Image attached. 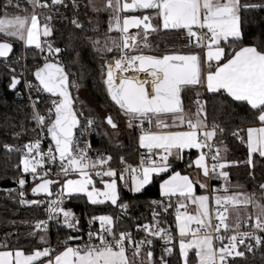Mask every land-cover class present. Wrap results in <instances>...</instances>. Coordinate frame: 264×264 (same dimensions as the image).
Returning <instances> with one entry per match:
<instances>
[{
    "label": "snow or ice",
    "instance_id": "obj_1",
    "mask_svg": "<svg viewBox=\"0 0 264 264\" xmlns=\"http://www.w3.org/2000/svg\"><path fill=\"white\" fill-rule=\"evenodd\" d=\"M82 6L108 14L103 39L95 26L90 29L93 35L84 34L89 29L75 14ZM61 8L74 13L69 22L80 35L72 36L69 46L81 76L88 74V68L72 40L90 46L93 61L99 64L110 103L102 116L75 107L70 88H79V81L69 80L68 66L60 59L65 49L54 46L51 39L52 21ZM0 9V67L7 89L26 99L27 109L18 124L4 117L14 142L0 141V149L18 154L13 168L20 174L13 177L15 187L0 192L22 207H43L46 214L32 222H7L13 229L29 228V235L38 236V245L27 252L11 247L9 238L19 233L6 232L0 243V264H172L173 256L176 264H234L235 258L264 249V183L256 186L258 192L233 190L240 186L231 184L228 169L241 162L222 155L229 150L225 140L233 139L246 145L245 163L250 169L254 154L264 158V15H253L264 13V0H100L99 4L88 0L86 5L80 0H6ZM138 11L144 14H135ZM253 23L260 36L246 42L245 28ZM133 28L137 32L130 34ZM163 30L186 33L184 49L145 54V49L150 50L149 34ZM15 42L35 53L31 68L27 57L15 54ZM130 70L136 78L126 75ZM140 73L143 79L138 78ZM20 85L22 92L16 91ZM208 94L223 98L214 106L220 116H213L211 123L209 101L201 98ZM186 100L189 108L195 106L194 112L185 111ZM233 105L246 106L250 126H233L238 115ZM113 107L126 119L124 130L131 134L138 160L129 162L120 154L121 130L111 114ZM16 111L19 115L22 110ZM27 123L35 126L29 129ZM29 132L35 138L15 143ZM92 134L106 142L95 155H90L94 150L86 138ZM45 138L47 149L41 147ZM185 150H195L187 167L194 165L198 178L173 170L175 161L185 159ZM53 167L55 178H50ZM161 174L160 199L149 202L151 220L136 222L122 189L142 193ZM25 175L33 181L30 193L35 198H27ZM213 179L218 184H210ZM197 185L201 194L195 191ZM72 198L85 199L86 206L93 208L109 207L115 214L85 213L87 239L81 242L80 217L64 206ZM190 205L194 211H189ZM173 207L175 236L161 219ZM125 219L134 221L135 236L131 229L118 230ZM52 224L70 233L55 247L48 238ZM156 241L163 242L158 256Z\"/></svg>",
    "mask_w": 264,
    "mask_h": 264
},
{
    "label": "trees",
    "instance_id": "obj_2",
    "mask_svg": "<svg viewBox=\"0 0 264 264\" xmlns=\"http://www.w3.org/2000/svg\"><path fill=\"white\" fill-rule=\"evenodd\" d=\"M4 2H6V0H0V3ZM23 2L24 0H22V3ZM13 3L15 2L13 1ZM80 3L81 5H86L88 1L80 0ZM30 11L31 9L29 8V12ZM2 14V9H0V15ZM73 14L74 13L71 10L65 12L63 8L60 9V16L56 17L52 21V25L55 31L51 39L54 45L65 49L62 57V62L68 66L70 80L76 79L79 81V88L77 89L79 91L84 90L96 104L98 103L110 107V103L106 100V97L104 95L103 85L99 72V64L93 61L90 46H85L83 44V41L79 39L72 40L71 42L72 44H75L80 50V55L82 57L81 63H83L88 68V74L82 77L78 66L74 63L75 54L72 53L69 43L72 36H79L80 34L73 32L72 25L69 22ZM75 14L78 15L79 19L85 23L86 28L89 29V31H86L84 33L85 35H93L90 29L95 26L100 30L98 35L103 38V35L106 33L108 23V14L106 12L97 14L94 13L90 8L82 6ZM253 15L259 17L264 15V13H256ZM63 17H68V19H64ZM89 19L93 21L92 24L87 23ZM245 31L247 33L244 38L246 42L260 36V32L256 28L255 23L248 25L245 28ZM0 38L3 37L0 36ZM149 40H151V43L153 44V54H162L165 51L170 50H183L184 46L187 44L186 33H182L179 30H163L153 32L150 33ZM15 54L21 57H27L26 62L29 68H31L34 62V52L27 50L20 42H15ZM7 82V79L3 75V68L0 67V141H7L11 143L14 141H12L11 139V130L6 129L4 126V117L8 116L10 118L11 124H18L20 120L24 119L23 112H26L27 109L23 107L26 104V99L17 97L15 92H10L6 87ZM16 91L22 92L23 85H20ZM194 98L195 97L193 96V99ZM201 98L209 101L207 111L209 113V123H211L213 116H220L219 111H214V106H218L219 104L223 103V98H213L210 94L202 95ZM75 100L82 102L81 97ZM185 104L186 112L190 113L195 111V106H192L191 108L187 106V100L185 101ZM18 107L22 110L19 115L16 111ZM41 107H43V104L41 105ZM112 110L117 114V111L114 107L112 108ZM89 111L92 110L87 109V112H85L88 113ZM233 111L238 114L233 123L234 127H247L251 125V120L246 112V106L236 107L235 105H233ZM119 117L123 121V124L126 123L125 118H122V116ZM26 126L31 129L35 125L33 123H27ZM33 138H35V133L29 132L28 135L23 137L22 141H15V143L19 144ZM221 139H223V137H221ZM119 140L121 142L120 154L125 155L126 158H128L129 162L138 160V156L135 154L136 145L132 141L131 134L125 131L123 137ZM225 143L227 144V147L229 149L227 153H224L226 158L241 162L234 166H231L228 169L231 184L233 186L239 185L240 187L239 189H237L239 191L245 190L248 192H252L255 190L258 192L256 186L259 183H264V158H260L258 154H254V167L250 169L247 163H245V161L247 160L246 145L242 144L240 141H236L233 139H226ZM91 145L94 151L93 153H90V155H95L96 151H103L105 149L106 142L102 140L100 136L95 135L91 140ZM195 155L196 153L193 150L185 151V159L183 161H175L173 170H178L182 173L187 174L190 173L193 168L187 167L188 157L191 156L194 158ZM14 164H18V154L12 153L11 155H9L8 153L0 149V188H12L16 186L13 183V177L18 176L20 173L14 170ZM249 172L252 173L251 176L249 175ZM29 178L30 176L25 175V179L27 180L25 192L27 198L32 199L35 198L30 193V188L33 186V181L29 182ZM162 178H164L163 174H161L160 178H154V182L149 186H146V188L142 190V193L132 194L126 189H122V195L124 199L130 202L131 212L129 214L135 218L136 222H143L145 219L149 221L151 220L150 209L152 205L149 202L153 199H160L159 180ZM198 190L199 187L196 186V191ZM41 197H43V195H40L39 198ZM0 198L2 200V203L0 204V243L4 241V234L6 232L16 231L19 233V235L9 238V246L21 247L26 252L31 250L32 247L37 246L38 236L32 237L31 235H29L31 231L29 228L21 226L13 229L7 222L11 220H16L18 222L26 220L32 222L36 219H44L45 216L43 209L41 207H22L19 205L17 199H14L12 196H9L4 192H0ZM64 206L67 208H71L77 214V216L80 217L82 229L83 226L87 224L85 213L99 214L100 212L112 211L113 214H115L114 209L106 206H97L96 208L86 206L85 199L72 198L70 200H66ZM161 219L163 221L167 220L169 223L173 224V210H171V212L166 216H162ZM133 225V220L125 219L119 225L118 230L133 229ZM69 234L70 233L68 232V230L52 225L50 232H48V238L50 236L52 242L57 243L58 240H62L66 235ZM71 234L77 235L79 233ZM13 240H18V244L13 245L11 243V241ZM262 253H264V249L256 252L255 255L246 253V258H235L234 264H264V260H262ZM176 259V256L172 257V264H176ZM231 259L232 258H230V260Z\"/></svg>",
    "mask_w": 264,
    "mask_h": 264
},
{
    "label": "rangeland",
    "instance_id": "obj_3",
    "mask_svg": "<svg viewBox=\"0 0 264 264\" xmlns=\"http://www.w3.org/2000/svg\"><path fill=\"white\" fill-rule=\"evenodd\" d=\"M15 2V0H13ZM88 1V0H87ZM95 3L99 4L100 3V0H94ZM115 32L111 33V35H115V36H118V33L117 34H114ZM150 35V34H149ZM103 39V38H101ZM147 40H148V43H151V40H149V36L147 37ZM152 44V43H151ZM145 54H153V44H152V49L148 50V49H145ZM79 91V90H78ZM79 97H81L82 99V102L80 101H76L75 100V103H76V106L79 110H82V111H86L87 112V109L88 110H92L95 114H97L98 116H102L104 114L103 110L105 108H109L105 105H102V104H96L91 98L89 95L86 94V92L84 90L82 91H79V94L77 96L76 99H78ZM191 113V112H190ZM111 114L118 120L119 122V126H120V133H119V136L118 138L121 139L124 135V132H125V128H126V123L123 124V121L120 119L119 115L116 114L112 109H111ZM222 155H224V153H222ZM196 168L193 167V169L191 170V177H195V178H198L196 176ZM233 190H237V189H233ZM240 191H244V192H248V191H245V190H240ZM198 194H201V192H199ZM190 210L191 211H194V206H189ZM241 213H243V209H240ZM249 211H251V209H249ZM235 213L232 212L230 210V215H234Z\"/></svg>",
    "mask_w": 264,
    "mask_h": 264
},
{
    "label": "built area",
    "instance_id": "obj_4",
    "mask_svg": "<svg viewBox=\"0 0 264 264\" xmlns=\"http://www.w3.org/2000/svg\"><path fill=\"white\" fill-rule=\"evenodd\" d=\"M54 46H56V45H54ZM62 57H63V55L60 57V59H61V61H62ZM69 80H70V78H69ZM71 81V80H70ZM70 92H71V94H72V96H73V98H74V103H75V99L77 98V96H78V94H79V91H78V89H72V88H70ZM75 107L77 108V106H76V103H75ZM78 109V108H77ZM85 114H87L86 112H85ZM75 134L77 135V136H79V132L78 131H76L75 132ZM96 134H92L91 136H88V137H86L87 139H90V141L92 140V138L95 136ZM48 143H49V139L48 138H45V139H43L42 140V144H41V147L43 148V149H47V146H48ZM55 172H56V169H55V167H53V170H52V177H50V178H55ZM30 181H32V179H31V177L29 178V182ZM15 187V186H14ZM59 187V185H57L54 189H53V192H55L56 191V188H58ZM24 191H25V189H24ZM40 199H44V196L43 197H41ZM2 203V200H1V198H0V204ZM44 207H46V205L44 206ZM42 209H43V207H41ZM173 216H175L174 215V212H175V209H174V207H173ZM43 212H44V209H43ZM167 214H165V216H166ZM44 218H46V214L44 213ZM51 223V222H50ZM52 225H54V224H52ZM162 226L163 227H166V228H170L171 230H173V235L175 236L176 235V233H175V224H174V222H173V224H171V223H169L167 220H164V223L162 224ZM52 228V226L50 227V229ZM50 229H49V232H50ZM87 230H88V225L86 224V225H84L83 226V233H84V235L82 236V239H81V242H84V241H86V239H87V235H86V233H87ZM132 231H133V234H134V236H135V229L133 228V229H131ZM241 230H245V229H243V227H242V229ZM221 234H224L223 232L221 233ZM229 235L231 234V233H228ZM77 235H80V233L79 234H77ZM140 235H143L142 233L140 234ZM65 238V237H64ZM63 238V239H64ZM136 238H139L138 236L136 237ZM62 239V240H63ZM49 241H50V243H51V245L53 246V247H55L56 245H57V243H54V242H52V240H51V238H50V236H49ZM226 242V241H225ZM162 241H156V254H157V256L159 255V252H160V247H161V245H162ZM241 250H243V249H241ZM145 251H146V249H145ZM129 254H131V252H129Z\"/></svg>",
    "mask_w": 264,
    "mask_h": 264
},
{
    "label": "crops",
    "instance_id": "obj_5",
    "mask_svg": "<svg viewBox=\"0 0 264 264\" xmlns=\"http://www.w3.org/2000/svg\"><path fill=\"white\" fill-rule=\"evenodd\" d=\"M137 32V29H135V30H132V32H130V34L131 33H136ZM24 46V45H23ZM185 151H187V150H185ZM193 151H195V150H193ZM177 161H180V160H177ZM193 167H195L194 165L192 166V168ZM181 174H187V173H182L181 172ZM72 178H75V177H72ZM190 178H195V177H190ZM209 183L210 184H212V185H216V184H218V181L216 180V179H213V180H211V181H209ZM197 187H199L198 185H197ZM195 191H196V188H195ZM199 192H202V190L199 188V190L198 191H196V193L198 194ZM189 211H191L190 210V208H189ZM235 215V214H234ZM234 215H230V216H233L234 217ZM230 223H231V220L229 221ZM174 224H175V216H174ZM130 255V254H129ZM194 255V254H193ZM131 256V255H130Z\"/></svg>",
    "mask_w": 264,
    "mask_h": 264
},
{
    "label": "water",
    "instance_id": "obj_6",
    "mask_svg": "<svg viewBox=\"0 0 264 264\" xmlns=\"http://www.w3.org/2000/svg\"><path fill=\"white\" fill-rule=\"evenodd\" d=\"M135 14H137V15H143L144 14V12H142V11H138V12H136ZM153 24H156L157 23V20H156V18L154 17L153 18ZM132 30H135V28H133V29H130L129 30V32H132ZM149 44V46H150V49H152V44L151 43H148ZM149 50V49H148ZM75 104V103H74ZM76 132V131H75Z\"/></svg>",
    "mask_w": 264,
    "mask_h": 264
},
{
    "label": "bare ground",
    "instance_id": "obj_7",
    "mask_svg": "<svg viewBox=\"0 0 264 264\" xmlns=\"http://www.w3.org/2000/svg\"><path fill=\"white\" fill-rule=\"evenodd\" d=\"M126 75L131 76V77H134V78L137 77V73H135L132 70H130L128 73H126ZM138 78L143 79L144 78V74L143 73H140Z\"/></svg>",
    "mask_w": 264,
    "mask_h": 264
}]
</instances>
